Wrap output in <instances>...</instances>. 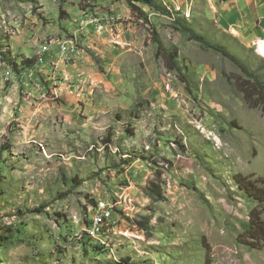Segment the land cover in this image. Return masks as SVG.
<instances>
[{
  "label": "rangeland",
  "instance_id": "obj_1",
  "mask_svg": "<svg viewBox=\"0 0 264 264\" xmlns=\"http://www.w3.org/2000/svg\"><path fill=\"white\" fill-rule=\"evenodd\" d=\"M263 3L0 0V264H205L204 237L211 264H264L238 241L235 175L264 177L254 79L189 33L264 84Z\"/></svg>",
  "mask_w": 264,
  "mask_h": 264
},
{
  "label": "trees",
  "instance_id": "obj_2",
  "mask_svg": "<svg viewBox=\"0 0 264 264\" xmlns=\"http://www.w3.org/2000/svg\"><path fill=\"white\" fill-rule=\"evenodd\" d=\"M135 1V0H133ZM146 3L150 5L153 4V0H144ZM189 31V30H188ZM190 37L193 39L201 41L203 44H205L208 47L214 48L218 51L223 52L225 55L231 57L234 61H236L239 66L243 69V71L248 75L253 77L254 82L252 84H247V87H251L257 94V97L254 98L255 101H258L256 104H261L264 110V84L253 75L250 70L243 65L234 55L228 52L227 49H225L223 46L214 44L211 41L207 40V38L202 34H196L194 32H189ZM155 40L158 44V54L163 56L165 58V61L168 64V68L178 69L179 66L176 62V53L169 52V49H167L160 38L159 34L157 32H154ZM29 64V66L33 65L31 59L24 60ZM249 83V80H248ZM245 97L247 102L250 103V100H252L251 97L248 96V92L245 91ZM254 174H243V173H237L235 175V181L239 188V190L251 201L255 203L254 207L251 209L249 214V221L244 231L239 233L238 235V241L243 243L244 245H247L251 248L261 250L264 248V177H254ZM147 194L154 200H165V196L162 190V187L160 183L151 181L149 183V186L147 187ZM149 216H139L135 218H131L130 222L135 225L138 229L149 231ZM203 242L205 243V247L207 249V256L205 264H211L212 257H211V248L210 245L206 244V237L203 238ZM104 246H107L106 244H101Z\"/></svg>",
  "mask_w": 264,
  "mask_h": 264
},
{
  "label": "built area",
  "instance_id": "obj_3",
  "mask_svg": "<svg viewBox=\"0 0 264 264\" xmlns=\"http://www.w3.org/2000/svg\"><path fill=\"white\" fill-rule=\"evenodd\" d=\"M61 49H65V53H67V51H70V48L66 45H62ZM112 208L111 207H108L106 206V204L103 202L102 203V209L101 210H98L96 211V216L93 220L92 223H90L88 226H87V231H92V226L95 225V223H98V217H102V216H109V218L111 217V214H112ZM75 217H77L78 219H80L78 217V215H74Z\"/></svg>",
  "mask_w": 264,
  "mask_h": 264
},
{
  "label": "bare ground",
  "instance_id": "obj_4",
  "mask_svg": "<svg viewBox=\"0 0 264 264\" xmlns=\"http://www.w3.org/2000/svg\"><path fill=\"white\" fill-rule=\"evenodd\" d=\"M108 218H109V216L98 217V223H96V225H100V224L105 223Z\"/></svg>",
  "mask_w": 264,
  "mask_h": 264
},
{
  "label": "crops",
  "instance_id": "obj_5",
  "mask_svg": "<svg viewBox=\"0 0 264 264\" xmlns=\"http://www.w3.org/2000/svg\"><path fill=\"white\" fill-rule=\"evenodd\" d=\"M259 14H264V3H263V6L259 8Z\"/></svg>",
  "mask_w": 264,
  "mask_h": 264
}]
</instances>
